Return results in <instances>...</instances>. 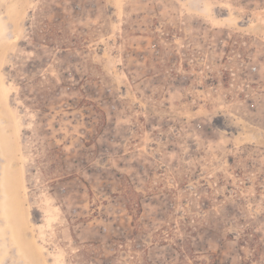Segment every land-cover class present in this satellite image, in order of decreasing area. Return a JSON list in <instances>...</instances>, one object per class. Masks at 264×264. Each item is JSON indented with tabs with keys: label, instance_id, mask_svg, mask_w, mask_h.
I'll use <instances>...</instances> for the list:
<instances>
[{
	"label": "rangeland",
	"instance_id": "rangeland-1",
	"mask_svg": "<svg viewBox=\"0 0 264 264\" xmlns=\"http://www.w3.org/2000/svg\"><path fill=\"white\" fill-rule=\"evenodd\" d=\"M0 264H264V0H0Z\"/></svg>",
	"mask_w": 264,
	"mask_h": 264
},
{
	"label": "bare ground",
	"instance_id": "bare-ground-1",
	"mask_svg": "<svg viewBox=\"0 0 264 264\" xmlns=\"http://www.w3.org/2000/svg\"><path fill=\"white\" fill-rule=\"evenodd\" d=\"M4 91L7 92L8 91V87H5L4 88ZM8 193H6L5 212H6V215L8 216V218H9V220H12L13 221L14 219H16V213H17V211H16V206L10 204V198H9V196H7ZM39 250L42 251L43 248L42 247H39Z\"/></svg>",
	"mask_w": 264,
	"mask_h": 264
}]
</instances>
